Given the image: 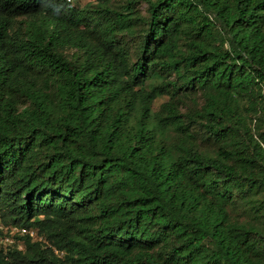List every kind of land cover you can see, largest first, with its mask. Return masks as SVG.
Instances as JSON below:
<instances>
[{"label": "trees", "instance_id": "1", "mask_svg": "<svg viewBox=\"0 0 264 264\" xmlns=\"http://www.w3.org/2000/svg\"><path fill=\"white\" fill-rule=\"evenodd\" d=\"M73 1L0 0V264H264V0Z\"/></svg>", "mask_w": 264, "mask_h": 264}, {"label": "built area", "instance_id": "2", "mask_svg": "<svg viewBox=\"0 0 264 264\" xmlns=\"http://www.w3.org/2000/svg\"><path fill=\"white\" fill-rule=\"evenodd\" d=\"M67 2H72L73 0H65ZM18 231L20 234H28L29 236L33 237L34 239L38 238L36 235V231L33 229H27V228H20V229H16V228H11V232H15ZM40 239V238H39ZM14 240L10 235H5L3 237L0 238V244L1 243H5L7 245L13 244ZM61 254V253H60Z\"/></svg>", "mask_w": 264, "mask_h": 264}, {"label": "rangeland", "instance_id": "3", "mask_svg": "<svg viewBox=\"0 0 264 264\" xmlns=\"http://www.w3.org/2000/svg\"><path fill=\"white\" fill-rule=\"evenodd\" d=\"M122 1L123 0H115L114 1V3L113 4H121L122 3ZM89 2H93L92 0H74L73 1V3H77L78 5H84V4H86V3H89ZM141 8H142V11H143V9H144V6L142 5L141 6ZM157 105V104H156ZM0 229L2 230V234H4L5 232H6V226H4V225H2L1 223H0Z\"/></svg>", "mask_w": 264, "mask_h": 264}]
</instances>
